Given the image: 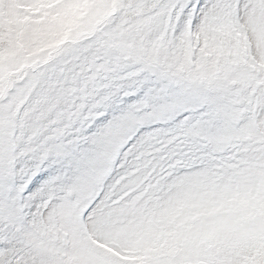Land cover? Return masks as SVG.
<instances>
[{
    "label": "snow or ice",
    "instance_id": "obj_1",
    "mask_svg": "<svg viewBox=\"0 0 264 264\" xmlns=\"http://www.w3.org/2000/svg\"><path fill=\"white\" fill-rule=\"evenodd\" d=\"M0 264H264V0H0Z\"/></svg>",
    "mask_w": 264,
    "mask_h": 264
},
{
    "label": "rangeland",
    "instance_id": "obj_2",
    "mask_svg": "<svg viewBox=\"0 0 264 264\" xmlns=\"http://www.w3.org/2000/svg\"><path fill=\"white\" fill-rule=\"evenodd\" d=\"M6 14H8V13H6Z\"/></svg>",
    "mask_w": 264,
    "mask_h": 264
}]
</instances>
